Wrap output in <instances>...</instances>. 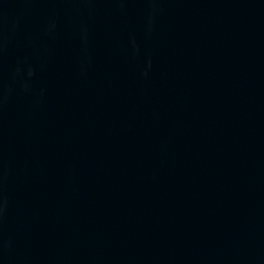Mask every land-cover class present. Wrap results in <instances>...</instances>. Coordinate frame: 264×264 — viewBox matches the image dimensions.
Segmentation results:
<instances>
[{"label": "water", "instance_id": "obj_1", "mask_svg": "<svg viewBox=\"0 0 264 264\" xmlns=\"http://www.w3.org/2000/svg\"><path fill=\"white\" fill-rule=\"evenodd\" d=\"M0 264H264V0H0Z\"/></svg>", "mask_w": 264, "mask_h": 264}]
</instances>
